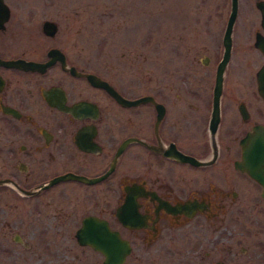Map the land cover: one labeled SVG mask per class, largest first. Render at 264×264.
I'll list each match as a JSON object with an SVG mask.
<instances>
[{
  "label": "flooded vegetation",
  "instance_id": "af4514ba",
  "mask_svg": "<svg viewBox=\"0 0 264 264\" xmlns=\"http://www.w3.org/2000/svg\"><path fill=\"white\" fill-rule=\"evenodd\" d=\"M170 1L173 68L146 85L74 50L76 6L2 0L0 60L36 64L0 62V264H264V29L235 16L227 49L230 0L216 27Z\"/></svg>",
  "mask_w": 264,
  "mask_h": 264
},
{
  "label": "rangeland",
  "instance_id": "374dc122",
  "mask_svg": "<svg viewBox=\"0 0 264 264\" xmlns=\"http://www.w3.org/2000/svg\"><path fill=\"white\" fill-rule=\"evenodd\" d=\"M186 1L190 25L199 17L202 22L206 19L212 27L224 22L229 0ZM254 1L238 0L235 27L238 38L245 39L247 44L252 41L254 29L259 27V13ZM200 4L203 8L198 11ZM62 5L76 6L75 10L62 11L61 30L70 34V39L81 35L78 42H72L74 50L88 59L93 69L131 81L140 76L146 85L152 84L154 78L157 84H165L167 72L173 68L168 59L169 24L173 11L170 0H61ZM219 6L220 19L215 13ZM73 11L82 12L83 19L68 20V16L78 14H72ZM180 16L174 17L175 23L179 22ZM191 32L188 37L193 34ZM189 65L191 68L196 66L198 70L195 72L200 74L202 66L197 60L190 61ZM191 78L192 84L206 85L210 81L208 75Z\"/></svg>",
  "mask_w": 264,
  "mask_h": 264
},
{
  "label": "water",
  "instance_id": "95a60500",
  "mask_svg": "<svg viewBox=\"0 0 264 264\" xmlns=\"http://www.w3.org/2000/svg\"><path fill=\"white\" fill-rule=\"evenodd\" d=\"M255 7L258 9L260 14V20L259 24L262 29H264V0H255L254 2ZM5 4L0 0V26H2L3 21L5 20L7 16V10L5 9ZM237 13V0H230V9L229 14L227 18L226 23V47L228 49V33L231 28V25L235 19ZM254 45L261 51V53L264 56V34H261L259 32L255 33V39H254ZM227 59V54L223 56V58L220 60L217 68V73L215 76V87H218L220 85L221 81V71L223 69V66L225 64V61ZM4 64H10V65H18V66H29L36 64L35 62L31 61H24V60H11V61H1ZM71 70L73 68H70ZM86 76L92 80L93 82H101L97 76H94L93 74H86ZM257 80H258V91L264 95V61L259 67L258 73H257Z\"/></svg>",
  "mask_w": 264,
  "mask_h": 264
}]
</instances>
